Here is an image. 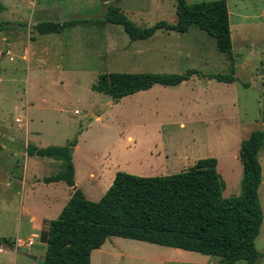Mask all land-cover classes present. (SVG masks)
I'll return each instance as SVG.
<instances>
[{
  "label": "rangeland",
  "instance_id": "1",
  "mask_svg": "<svg viewBox=\"0 0 264 264\" xmlns=\"http://www.w3.org/2000/svg\"><path fill=\"white\" fill-rule=\"evenodd\" d=\"M201 1L214 0H186ZM107 4L136 24L175 22L174 0H0V238L9 241L0 245V264H35L27 254L44 256L46 244L40 234L30 235L25 215L48 197L65 198L44 181L59 165L25 156L28 141L44 148L76 139L75 187L91 201L105 193L108 179H90L89 162L110 173L119 161L129 171H118L151 177L215 158L222 196L241 193V141L264 128V0H229L232 58L193 25L185 33L158 31L131 41L122 26L104 21ZM58 17L84 23L60 33L35 30L38 22ZM28 47L36 55L26 61ZM191 69L198 74L176 86L155 84L118 101L92 89L101 73ZM217 75L234 78L219 81ZM258 159L264 215V145ZM25 172L27 183L38 181L28 188L27 201L20 186ZM255 247L256 264H264V218ZM91 264H219V257L113 236L92 252Z\"/></svg>",
  "mask_w": 264,
  "mask_h": 264
},
{
  "label": "trees",
  "instance_id": "2",
  "mask_svg": "<svg viewBox=\"0 0 264 264\" xmlns=\"http://www.w3.org/2000/svg\"><path fill=\"white\" fill-rule=\"evenodd\" d=\"M174 2V23L162 20L151 26L136 24L111 4H107L103 18L122 26L131 41L150 38L158 31L185 33L190 26H197L214 40L219 52L232 56L226 0ZM81 22L41 21L35 30L40 34L59 33ZM194 74L198 71L101 73L92 89L118 101L155 84L176 86ZM215 78L232 81L234 77ZM76 143L74 139L64 145L40 148L28 143L25 147L28 155L60 161L59 171L45 182L64 181L74 187L57 217L46 221L41 231L46 244L42 264H91L93 250L113 236L217 256L219 264H235L242 259L247 264L257 263L260 253L255 239L264 218L258 197L262 171L258 151L264 145V128L252 131L241 141V193L229 198L222 196L224 182L217 172V160L205 158L187 170L169 175L142 177L117 171L99 200H88L75 187L71 154ZM0 245L8 246L9 241L0 238Z\"/></svg>",
  "mask_w": 264,
  "mask_h": 264
},
{
  "label": "crops",
  "instance_id": "3",
  "mask_svg": "<svg viewBox=\"0 0 264 264\" xmlns=\"http://www.w3.org/2000/svg\"><path fill=\"white\" fill-rule=\"evenodd\" d=\"M226 1H227V7H228L229 0H226ZM228 12L230 14L229 7H228ZM57 19H59V17ZM63 21L59 19L57 22H63ZM65 21H67V20H65ZM82 23H84V21L79 23V24H77V25H75V26H70L68 28L78 27ZM65 29L66 28H64L63 30H65ZM63 30L61 32H63ZM10 52H11V47H8L7 48V54H10ZM32 55L35 56L36 54L32 53V48L31 47H28L26 50H24V53H22V59L28 61V60L31 59ZM28 142H27V144H28ZM27 144L25 143V147H26ZM77 147L78 146L75 147L74 152L77 149ZM72 155H74V154H72ZM25 156H26V152H25ZM52 162H54L57 166L59 165V169H60V161L54 160V161H51V163ZM116 162L118 163L117 168H114L112 171H110V173H109V171L103 172V170L102 171L95 170V168L93 167L92 163L89 162L88 163V168H87V176L90 179H92V180H100V182L103 179H108V183H107L108 185L106 186V188L104 190V191H106L107 188L111 185V183H112V181L114 179L115 173L118 170H120V169L123 170L124 169L126 171H129V170L125 169L127 167L126 164L121 163L119 161H116ZM18 167H20V166H18ZM23 168L25 169V167H23ZM74 168H75V177H74L75 178V183H78L79 181L77 179L78 178V172H77L76 164H74ZM101 174L104 176L103 178H101L102 177ZM37 182H35V183L31 182L30 184L27 183V172H25L21 176V178H20V186H21V190H22L23 200L27 201V197H26L27 196V192L29 193L31 191V190L28 191V188L32 189L33 185H35V184L37 185ZM63 183H64L63 181H57V182H52V183L50 182L49 184H51V186H53L54 188L57 187L58 189H60L62 191V195L65 196L64 199H63V197H61V199L57 198L56 200H53L54 197H53V199L48 197L45 201L40 203L39 206H42L40 209L38 207H35L34 209H28V212L26 213L25 217H26V221H27V226L26 227H27V229H29L30 235L37 236V235L41 234V231H42V229L45 226V222L50 220V219L56 218L57 215L59 214V212L61 211L62 207L67 203V201L71 197V195L73 193V188L67 186L64 183L66 185L65 186V185H63ZM51 190H52V188H51ZM21 207H22L21 208V210H22L23 207H24L23 202H21ZM31 255H35V254H31ZM35 256L37 258H41L42 260H43V257H44V256H37V255H35ZM34 263L37 264L35 261H34Z\"/></svg>",
  "mask_w": 264,
  "mask_h": 264
},
{
  "label": "water",
  "instance_id": "4",
  "mask_svg": "<svg viewBox=\"0 0 264 264\" xmlns=\"http://www.w3.org/2000/svg\"><path fill=\"white\" fill-rule=\"evenodd\" d=\"M27 256L32 259L33 261H35L37 264H42V259L41 258H37L35 255H31V254H27Z\"/></svg>",
  "mask_w": 264,
  "mask_h": 264
},
{
  "label": "built area",
  "instance_id": "5",
  "mask_svg": "<svg viewBox=\"0 0 264 264\" xmlns=\"http://www.w3.org/2000/svg\"><path fill=\"white\" fill-rule=\"evenodd\" d=\"M16 121H18V119H16ZM32 242L30 241V244H31Z\"/></svg>",
  "mask_w": 264,
  "mask_h": 264
}]
</instances>
